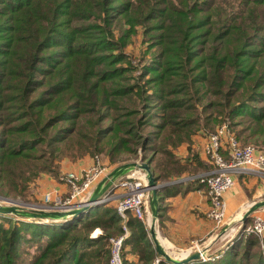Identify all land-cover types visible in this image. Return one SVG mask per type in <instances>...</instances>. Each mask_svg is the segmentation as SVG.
Segmentation results:
<instances>
[{
    "label": "trees",
    "instance_id": "obj_1",
    "mask_svg": "<svg viewBox=\"0 0 264 264\" xmlns=\"http://www.w3.org/2000/svg\"><path fill=\"white\" fill-rule=\"evenodd\" d=\"M138 26L151 55L141 69L124 52ZM224 121L264 146V0H0V195L96 154L170 181L182 172L171 148ZM0 218V264H109L124 233L110 204L57 222ZM123 222L122 264L127 253L153 264L146 224ZM34 243L23 262L20 246ZM188 264H264V250L247 235Z\"/></svg>",
    "mask_w": 264,
    "mask_h": 264
},
{
    "label": "built area",
    "instance_id": "obj_2",
    "mask_svg": "<svg viewBox=\"0 0 264 264\" xmlns=\"http://www.w3.org/2000/svg\"><path fill=\"white\" fill-rule=\"evenodd\" d=\"M209 164V169L198 175H190L184 181L196 180L206 188L209 199L208 217L215 226L222 227L225 222L226 203L224 196L239 176H254L264 180V150L253 144H243L229 129L226 122L216 126L213 132L206 135L203 149ZM98 156H95V160ZM108 168L95 162L88 168L77 173L67 171L59 176V181L65 184L66 192L63 200L60 193H45L40 204L30 209L45 211H69L84 204L91 195L96 184L108 174ZM150 193L146 186V174L142 170H132L116 179L111 187L96 201V206L114 203L117 214L125 221L127 215L149 224L148 214ZM31 221L30 219H22ZM124 233L110 238L111 255L109 264H122L121 252L128 230L123 224ZM254 235L264 250V220L256 216L252 222L242 226L238 238ZM190 249L198 251L199 261L208 262L219 259L222 251L217 254L207 253L205 246L198 241L192 242L184 256L190 254ZM153 264H164L160 256H156Z\"/></svg>",
    "mask_w": 264,
    "mask_h": 264
},
{
    "label": "crops",
    "instance_id": "obj_3",
    "mask_svg": "<svg viewBox=\"0 0 264 264\" xmlns=\"http://www.w3.org/2000/svg\"><path fill=\"white\" fill-rule=\"evenodd\" d=\"M206 135L207 132L200 130L191 135L188 142L171 148L175 165L181 169L179 172L182 171L181 175L179 177L171 176L170 181L158 182L164 183L165 188L159 192V209L154 229L158 240L167 251L183 252L191 246L192 242L198 241L203 243L207 253L220 249L225 252L238 239V232L244 224L252 222L256 216H260L264 220V207H262L243 221V216L249 206L264 199V180L254 176L236 177L233 188L225 194L226 213L223 226L229 224V228L224 233H221L223 226H215L208 217L210 203L206 188L196 180H183L187 176L198 175L209 169L203 151ZM103 157L109 165L107 168L110 172L116 164H112L105 155ZM93 162V156L90 155H85L74 161L65 158L59 162V170L79 173L91 166ZM34 182L32 189L38 192L41 197L48 192L65 193L67 190L65 184L49 174L41 175ZM110 205L114 206V203H110ZM148 214L150 217L149 205ZM149 224H146L147 239L148 244L152 246ZM99 234H101V230L97 228L91 237L96 238ZM129 234L128 230L126 239L130 238ZM128 248L129 246L125 245V252L128 251ZM126 259L133 264L138 263V257L130 253L126 254Z\"/></svg>",
    "mask_w": 264,
    "mask_h": 264
},
{
    "label": "water",
    "instance_id": "obj_4",
    "mask_svg": "<svg viewBox=\"0 0 264 264\" xmlns=\"http://www.w3.org/2000/svg\"><path fill=\"white\" fill-rule=\"evenodd\" d=\"M142 170L146 174V186L150 193L149 208H150V224L149 233L152 242V246L158 256H160L164 263L168 264H188L193 261H197L200 258L198 251H194L191 254H187L182 257L171 256L163 245L158 240L154 223L158 216L159 209V192L164 187V183L156 182L150 166L146 162L133 161L120 164L113 168L104 178H102L94 187L91 195L87 201L69 211L59 212V211H45L39 209H25L16 205L12 206H2L0 205V215H15L18 218L38 220V221H64L68 218H77L83 216L86 212L90 211L95 207L96 201L111 187L112 183L121 176H124L132 170ZM264 207V199L258 200L251 204L248 210L243 216V221L255 210ZM229 228V224L223 226L221 233H224Z\"/></svg>",
    "mask_w": 264,
    "mask_h": 264
},
{
    "label": "rangeland",
    "instance_id": "obj_5",
    "mask_svg": "<svg viewBox=\"0 0 264 264\" xmlns=\"http://www.w3.org/2000/svg\"><path fill=\"white\" fill-rule=\"evenodd\" d=\"M143 30H144L143 27L138 26L136 28V33L133 36H131L130 41H128L126 47L124 48V52L127 54V58H128V60H129V62L131 64V66L133 68L137 67V69L138 68H140V69L144 68V66H146V64L151 60L150 59L151 55H150V53H149V51L147 49L148 42L144 40L145 38H144ZM123 65H125V63ZM228 121H224V122H226L228 124V126H229V122ZM218 124H220V122ZM218 124H216V125H218ZM230 130L232 132H234L232 129H230ZM247 143L256 145V146H258V147H260L261 149L264 150V146H262V145H258V144L252 143V142H247ZM103 155L104 154H96L94 156L92 155L93 156V160H95V156H98L96 161L99 162L103 166L109 167L108 163L105 162V159H104ZM96 161H94L93 164ZM133 161H139V160H128V161L116 163V165L115 164L114 165L118 166L120 164H123V163H126V162H133ZM115 166H113L112 168H114ZM62 173H64V171H60L59 170L58 175L55 176V178L59 179V176ZM40 176H38V177H40ZM37 178L34 181H36ZM34 181H32L31 183L28 184V187H27V189H26V191H25L23 196L5 197L3 195H0V205H2V206L16 205V206H19V207H23L25 209H30L33 206L39 205L43 195L41 197L40 194H38V192H36V191H34L32 189V185L35 183ZM60 194H61V197H62V199H60V200H63L65 198V193H60ZM0 216H2V215H0ZM6 216L9 217V218H12V221H14V223H17V224L20 222L19 220H22V218H18V216H15V215H6ZM24 222H26V220ZM0 223H2L5 227L9 224V222L7 220L1 219V218H0ZM199 243L203 245V243H201V242H199ZM44 245H45V242H44V240H42L41 241V246L43 247ZM36 246H37V243H34L31 248H27V245L20 246V251L22 252L21 260L23 262L29 260V257H30L29 255L37 253V251L35 249ZM261 249L263 250V248H261ZM27 250H29V253H26ZM220 250L222 252H224L223 249H220ZM220 250L210 251V254H211V252H212V254H217V253L221 252ZM167 252L171 256L182 257V256H184L183 254H185L186 250L183 251V252L182 251L181 252L167 251ZM192 252H194V249H190L189 253L191 254Z\"/></svg>",
    "mask_w": 264,
    "mask_h": 264
},
{
    "label": "bare ground",
    "instance_id": "obj_6",
    "mask_svg": "<svg viewBox=\"0 0 264 264\" xmlns=\"http://www.w3.org/2000/svg\"><path fill=\"white\" fill-rule=\"evenodd\" d=\"M240 226V225H239ZM231 229V228H230ZM229 231H231V230H229ZM234 238V237H233ZM222 240V239H221Z\"/></svg>",
    "mask_w": 264,
    "mask_h": 264
}]
</instances>
